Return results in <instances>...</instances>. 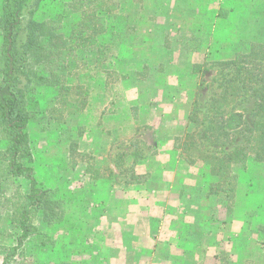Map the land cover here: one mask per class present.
I'll use <instances>...</instances> for the list:
<instances>
[{
  "label": "rangeland",
  "instance_id": "1",
  "mask_svg": "<svg viewBox=\"0 0 264 264\" xmlns=\"http://www.w3.org/2000/svg\"><path fill=\"white\" fill-rule=\"evenodd\" d=\"M67 1L45 0L41 10L44 19L64 16L65 32L69 31L79 19L78 15L67 11L65 8ZM104 1L105 4L116 7L115 16L113 15L110 20V25L114 29L113 35L108 37V42L111 44L108 60L98 65L93 60V52L83 51L76 56L73 62L74 71L69 78V85L75 88L72 91L73 94L69 96V101L75 100L77 88L81 86L83 92H87L88 95L86 108L81 113H76L69 105L63 111L59 101L57 102L58 98H55V90L39 87L35 92L34 98L38 105L31 109L29 135L36 178L40 184L54 193L56 200L65 210V217L60 224L51 227L44 225L38 218L36 225L41 233L25 244L16 263L13 264H125L123 257L126 250L123 247L131 243V237L123 234L122 236L119 233L118 224L128 225L132 229L131 225L140 223L142 229L147 230V222L150 224L149 228H152L156 222L146 220L144 223L142 221L144 218H137L133 213L139 210L150 214L153 201L148 197L144 198L142 190L147 188H143V185L151 180L162 181L163 176H160L162 173L158 172L155 176L153 167L160 165L159 170L166 169L165 163L174 158L185 164L186 167L181 168V173L186 178L188 174H192L195 187L192 191L188 188L183 189L185 201L179 202L176 208L170 203L164 207L167 214L172 217L164 220L166 222L162 226V235L165 234L167 243L174 246L178 244L175 237L181 238V241L188 239V236L194 237L193 234L179 232H182L186 226L184 216L188 215V212L199 216L201 211L208 209L211 232L209 240H216L220 236V233H216L215 227L222 222L218 219L222 215L221 204L215 198L209 197L196 201L204 188L202 179L205 176L201 175L200 169L202 164L198 162L193 166L197 168L195 171L188 170L189 165L184 155L175 157L170 153L169 149L170 146H174V141L172 140L170 144L168 137H164L160 142L163 154L162 158H158V151H151L144 142L145 134L141 133L142 137L138 133L135 136L129 134L126 137L120 135L122 127L129 125L125 116H134L135 111L137 115L138 108L131 111L129 104L134 101L138 104L142 103L140 115L145 118L148 116L146 103L151 101L156 106L157 103L152 99L153 91L145 90L135 98L132 92L133 85H121L118 74L120 67L125 66L124 58L125 56L128 58V48L139 46L142 42L138 37H141L144 31H140L136 22L139 17L144 18L146 15L151 20L154 44L150 48L153 52L159 54L165 50H175L178 45L182 50L188 51L185 55L188 58L180 60L182 63L188 61V76L185 75V83L188 86V105L192 101L197 102L198 123L195 125L178 123L173 132L179 133L176 137L180 138V144L188 143L189 132L198 144H201L199 141L201 138L202 147L209 153L219 155L233 150L241 142L239 131L231 132L234 136L231 134L223 136L219 131L211 130L213 126L211 121L217 113L215 106L224 109L225 102L229 106H234L236 111L243 112L246 122L251 124L250 113L253 101L247 97L243 100L227 96L221 84H225L224 80L234 75L237 70L224 62H228L240 48L246 46L245 42L241 45L239 42L254 38L264 41V0H225L219 9L214 2L216 0ZM130 2H141L144 5H141L139 9L138 7L130 8ZM221 8L225 10L224 17L220 12ZM221 18L223 19L221 28L219 32H216L210 24L217 25L219 21L216 19ZM170 21L174 22L173 25L176 27L187 25L186 33L174 32V28L170 32ZM219 39L221 41H218ZM194 49L197 50L192 52ZM202 52H205L207 61L202 60ZM113 57L117 59L113 61ZM144 62L149 60L146 59ZM197 63L201 64L200 72L191 74L193 66ZM130 68L134 72H142V75L145 73L144 78L151 76L148 69L147 73L135 66ZM248 68L255 70L257 66L252 64ZM172 72L173 69L169 68L165 73L171 75ZM135 77L138 80H145L138 74ZM183 80L181 78V81ZM173 81L171 77V82ZM125 102L126 105L120 107ZM115 110L116 113L113 114ZM97 118H100V121L95 127ZM90 132H92L91 135ZM209 133L211 137L207 138L210 136ZM70 138L79 140L75 163L68 150ZM186 150L188 153V145ZM142 164H145L144 168L136 169V166ZM85 168L99 171L102 178L106 180H92L85 172ZM234 171L239 174L237 176L240 177L241 183V200L239 197L237 213L245 217L246 224L238 237H234L232 241L237 244L239 258H245V264H249L258 257V252L256 249V252H253V247L264 246V237L257 229V225H254L259 219L264 224V164L252 162L248 164L245 171L239 167ZM23 187L25 188V184ZM120 190H123L124 194L127 193L123 206L120 202ZM249 193L255 196L251 198ZM259 195H261V202L257 198ZM138 198L144 199V202H138ZM182 198L183 196H180V199ZM177 209H180L179 214L182 218H177L179 215H176ZM222 225L220 229L225 231L227 224ZM221 234V237H224L225 233ZM14 236L15 230L12 225L5 219L0 220V264L6 247L14 244ZM139 241L140 249L130 250L126 256L127 262L130 260L133 264H158L159 259L154 254L157 252L155 249L158 248L160 240L156 237L150 240L148 236L140 237ZM162 241L165 240L162 239ZM180 252L183 253V250ZM220 254L227 253L221 251Z\"/></svg>",
  "mask_w": 264,
  "mask_h": 264
},
{
  "label": "trees",
  "instance_id": "2",
  "mask_svg": "<svg viewBox=\"0 0 264 264\" xmlns=\"http://www.w3.org/2000/svg\"><path fill=\"white\" fill-rule=\"evenodd\" d=\"M44 4L45 0H0V220H7L15 230L14 244L6 247L1 264L16 263L25 244L41 233L36 225L38 218L51 227L60 224L65 217V210L54 193L36 178L29 135L31 109L38 105L35 92L39 87L53 89L63 111L70 105L73 112L81 113L88 104L87 92H83L81 86L77 88L75 100L69 101L75 89L69 85L73 62L78 54L89 51L94 53L95 63L104 64L111 45L108 37L113 35L114 29L110 20L116 7L105 4L104 0H68L65 8L79 19L67 32L64 16L42 18ZM220 12L224 17L225 10L221 8ZM218 21L213 27L216 32L223 19ZM243 42L246 46L224 62L237 70L221 85L227 96L243 100L247 97L253 101L251 124L246 122L243 112L225 102L224 109L215 106L217 113L211 121V130L223 136L239 131L241 142L233 150L217 155L206 151L201 138L198 144L188 132V143L181 145L180 138L176 137L173 146L179 156L184 155L189 166L202 164L201 175L205 176L202 190L206 199L215 198L228 216L237 207L239 197L241 200L240 177L234 170L239 167L245 171L252 162L264 164V41L254 38L239 44ZM252 64L257 66L255 70L248 68ZM200 65L193 66L190 73H199ZM135 67L147 72L145 65ZM129 73L134 78L137 74L142 79L148 78L132 68L122 78H128ZM189 109L188 125H195L198 123L197 102L192 101ZM208 135L210 138L211 133ZM78 147L79 140L70 138L68 150L73 163ZM85 172L94 181L104 179L93 168H85ZM249 196L255 195L249 193ZM257 198L261 202V195ZM260 221L254 225L264 237V224Z\"/></svg>",
  "mask_w": 264,
  "mask_h": 264
},
{
  "label": "crops",
  "instance_id": "3",
  "mask_svg": "<svg viewBox=\"0 0 264 264\" xmlns=\"http://www.w3.org/2000/svg\"><path fill=\"white\" fill-rule=\"evenodd\" d=\"M214 2H216V8L219 9L223 0H216ZM129 4L131 6L130 8L138 7L137 9H139L141 5H144V3L141 2H130ZM201 4L207 5L208 3ZM216 21H218V19H216ZM150 22L151 20L146 15L144 18L139 17L136 22V26L139 27L140 31L143 30L144 32L141 37H138V35L137 37L142 40V42L139 46H132L128 48V58L125 56V66L120 67L118 75L120 77L121 85H133L132 92L134 93L135 98L138 94L145 90L153 91L152 99H154L157 103V106L151 101H148L146 103L148 116L142 118L140 115L142 103L138 104L137 101H134L132 104H129L131 111L134 110V107L138 108L137 115L135 111L134 114L136 116H125L129 125L128 127H122L120 135H122V137H126L129 134L135 136L138 133V135L142 137L140 134H145L146 137L143 139L144 142H146L147 147H150L151 151H158V158H162L163 153L160 145L162 139L164 137L170 138L171 144L172 140L174 141V138L179 135V133L173 132V129L179 125L178 123H180V125L181 123L184 125L188 124V113L190 110V104L188 105V86L186 83L180 82L181 78H183V81L185 82V75L188 76V61H184V63H182V60H180L181 58H188V56H185L188 54V51L182 50L178 45L175 50L169 49L159 54L153 52L150 48V46L154 44ZM170 23V32L173 31L172 28H174V32L177 33L179 31L185 32V30L187 31L188 29L187 25H180V27H176V25H173L174 22L170 21ZM212 27H214V24H212ZM177 33L175 35H177ZM201 54L202 60H204V58H206L205 52H202ZM146 59L149 60V62H144ZM144 65L148 67L147 69L151 74V76L147 79L138 80L137 78L132 77L130 73L128 78H122V76L127 75L129 71L128 68L131 66L144 67ZM169 68L173 69V72L171 75H166L165 72ZM171 77L174 79L173 82H171ZM125 105L126 102L121 104L120 107ZM129 105L127 106L128 115L130 114ZM115 106L117 107V105ZM158 110L160 112L159 114L157 112ZM115 113L116 110L113 111V114ZM98 121H100V118H97L95 127L98 124ZM91 133L92 132L89 134L91 135ZM169 151L173 156L177 157L178 152L174 149L173 145L170 146ZM162 165H164V163H162ZM164 166H166V169L162 168L160 170V165L153 167V171L156 172L155 176L158 175V172L162 173V175H160L163 176L162 181L153 182V180H151L149 182H145V185H143V188H147L142 190L144 198L148 197L153 201V209L150 210V214H146L145 212L139 210L137 213H133V215H136L137 218H144V220H142L144 223L146 220H153L156 223L152 225V228H149L150 224L146 222L148 226L147 230H143L140 223L131 225L130 222H127V224L131 225L132 229H130L128 225L118 224L120 230L119 233L121 235L123 234L131 237V243L127 244L126 247H123L126 250V254L124 251L125 256L123 257L125 264H133L132 261L129 260V262H127L126 260L128 252H130V250H139V238H146L148 236H150V240H153L155 237L157 240H160L158 242V248L155 249L157 252L154 254L155 257H158L159 259L158 264H245V258H239L240 255L238 254L237 244H234V241H232L234 237H238L239 233L242 229H244L246 224L245 217L238 215L237 207L229 216L225 213V209L222 207L221 216L223 218L221 216L218 218L222 222L220 225L215 227L216 233H220V236L217 235L219 237L216 240H209V235L211 233L209 230L210 216L208 209H206L204 212L201 211L198 214L199 216H196V213L190 212H188V215L184 216L186 226L183 228L182 232H179L188 235L193 234L194 237L188 236V239H183V241H181V238L175 237L174 239L178 241V244L182 242V244H177V246L167 243L168 241L165 238V234L162 235V226L163 223L166 222H164V220H166L167 217L171 218L172 216L167 214L164 207H167L169 203L172 205L174 204L175 208L179 206V202L185 201V193L182 192L183 189L186 190L188 188V190L192 191L194 190L193 187H195V183L191 177L192 174H188V178L184 177L183 173H181V168L184 169L186 166L184 163L177 161L176 158L172 160L170 159ZM141 167L144 168L145 164L136 166V169ZM189 169L195 171L197 168L188 166V170ZM120 194V202L123 206L127 193L124 194L123 190H120ZM180 196H183V198L180 199ZM206 197L205 191H202L199 198H196V201H202L201 199H206ZM250 197L252 198L253 196ZM137 201L142 203L144 202V199L140 200V198H138ZM194 208H196V206ZM177 210L176 215L180 213V209ZM111 217L113 218V215ZM177 218H182V215L179 214ZM223 223L227 224L226 227L228 230L226 229L224 231L223 229H220L223 226ZM222 232L225 233L224 237H221ZM146 234H148V236H146ZM162 239L165 241H162ZM255 249L258 252V257L252 260L249 264H264V246L260 245L259 247H253V252H256ZM181 250H183V253L180 252ZM221 251L227 254H220ZM248 254L251 253L248 252Z\"/></svg>",
  "mask_w": 264,
  "mask_h": 264
}]
</instances>
